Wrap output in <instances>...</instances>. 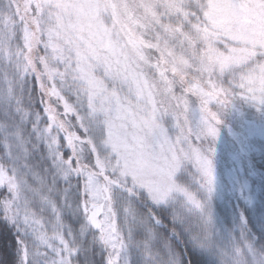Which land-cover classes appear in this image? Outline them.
<instances>
[{"label": "snow or ice", "instance_id": "snow-or-ice-1", "mask_svg": "<svg viewBox=\"0 0 264 264\" xmlns=\"http://www.w3.org/2000/svg\"><path fill=\"white\" fill-rule=\"evenodd\" d=\"M0 100V215L17 233L0 264H136L133 249L180 264L153 247V207L212 248L211 141L223 108L264 111V0H0ZM186 162L203 198L178 182ZM245 249L242 228L222 264H249Z\"/></svg>", "mask_w": 264, "mask_h": 264}, {"label": "trees", "instance_id": "trees-1", "mask_svg": "<svg viewBox=\"0 0 264 264\" xmlns=\"http://www.w3.org/2000/svg\"><path fill=\"white\" fill-rule=\"evenodd\" d=\"M35 86L36 85L33 84V87ZM235 104L240 109V113L243 116L247 115L248 111H259V109L255 106L243 101H236ZM38 106L39 105L37 104V107ZM0 111H2L1 104ZM247 116L251 115L248 114ZM257 120L259 121L261 119L257 118ZM2 151L3 146L0 144V152ZM65 152L67 153L66 149ZM254 157L257 159V161L255 160V166L259 170L264 171V149L255 151ZM182 167L181 172L177 176L178 182L197 192L202 198L206 196V193L199 186L197 174L193 166L189 162H186ZM257 181L259 186L256 200H252V196H250L251 194H247V192H245L244 195H247L246 197L248 201L245 202L242 197H239L238 204L234 201L233 196L231 195L232 193L223 195L222 198L219 197L222 196L220 191L212 193L213 197L210 201L214 218V226L212 230H214L217 234L220 232L219 235L224 237L226 234L222 231V227L226 226L232 230L233 235H236L240 241L242 228H246L247 235L251 236L255 240L258 260L261 264H264V173L262 178H258ZM0 191L5 190L0 189ZM139 207L141 211H147L148 207H152V205L149 202L147 206L141 204ZM153 210L157 212L162 221V223L158 226L160 238L153 241V247L160 252L161 258L167 259V250L163 247V241L166 239L170 241L171 246L178 254L180 264H222L220 252H218L215 247L213 248V245L211 249H205L194 245L190 240L188 233L183 228H177L179 235L172 232L173 225L167 207H153ZM214 212H216V214H214ZM240 213H243V215ZM216 216L218 217V221L215 219ZM242 216L243 218H246V224L244 223V219L242 220ZM67 218L69 223L73 222L70 214H67ZM218 222L220 223L218 224ZM220 225L222 227H220ZM192 227L193 229L197 227L194 218L192 220ZM216 236V234L212 233V239H216ZM16 238L17 233L14 226L9 224L8 221L3 219L2 215H0V247H4L6 245L7 250L12 257H16L17 255L15 247ZM135 238L138 240L143 239L142 230L136 231ZM132 255L136 264H142L143 257L140 255L138 250L133 249ZM78 259L83 260V254L79 256ZM95 259L99 261L101 259V255L97 254Z\"/></svg>", "mask_w": 264, "mask_h": 264}, {"label": "rangeland", "instance_id": "rangeland-1", "mask_svg": "<svg viewBox=\"0 0 264 264\" xmlns=\"http://www.w3.org/2000/svg\"><path fill=\"white\" fill-rule=\"evenodd\" d=\"M190 99L194 100L195 98L190 97ZM0 104L2 110L7 107L2 100H0ZM209 107L212 111L217 110L214 102ZM248 114L251 116H247ZM248 114L245 116L241 115L240 109L235 102L220 110V123L217 125V135L211 141L212 146L215 148V153L212 157L216 176L214 192L220 191L222 194V196H219L220 198L223 195L232 193L234 201L238 204L239 197H242L245 202L248 201L247 195H244L245 192L251 194L252 200H256L259 186L257 180L262 178L264 173L263 170H259L255 166V160L257 161V159L254 157L255 151L264 149V111H248ZM257 118L261 120L258 121ZM205 146H207V143ZM189 163L192 165L191 162ZM182 166L178 170L177 176L181 172ZM2 190L6 191V189ZM240 214L243 215V213ZM215 219L218 221L217 216ZM244 221H246L245 217ZM220 227L222 226L220 225ZM222 228V231L226 234L224 237L219 235L220 232L217 234L212 230V233L217 235L216 239H212L213 248L215 247L218 252L222 249L231 252L233 243L238 242L239 238L233 235L232 230L228 227L223 226ZM244 257L250 262L249 264H261L256 251L253 253L245 249Z\"/></svg>", "mask_w": 264, "mask_h": 264}, {"label": "clouds", "instance_id": "clouds-1", "mask_svg": "<svg viewBox=\"0 0 264 264\" xmlns=\"http://www.w3.org/2000/svg\"><path fill=\"white\" fill-rule=\"evenodd\" d=\"M213 166H214V164H213ZM214 173H215V168H214ZM215 180H216V176H215ZM214 190H215V188H214Z\"/></svg>", "mask_w": 264, "mask_h": 264}]
</instances>
